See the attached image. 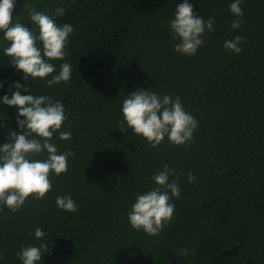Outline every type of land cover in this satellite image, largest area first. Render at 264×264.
<instances>
[{"label":"trees","instance_id":"16d2710c","mask_svg":"<svg viewBox=\"0 0 264 264\" xmlns=\"http://www.w3.org/2000/svg\"><path fill=\"white\" fill-rule=\"evenodd\" d=\"M182 2L15 0L13 23L34 35L30 10L74 31L68 55L48 61L56 71L25 80L5 55L10 42L0 31V146L21 132L17 119L24 118L2 102L20 83L28 89L21 95L63 104L60 131L71 139L57 132L51 142L58 154L75 155L66 173L50 174L43 199L30 196L16 212L0 205V264H22L21 248L42 243L49 250L37 264H264V0H242V17L229 10L235 0H188L205 22L214 18L215 29H206L191 56L175 51L179 41L169 28ZM236 36L243 37L239 54L224 47ZM36 46L43 48L38 39ZM63 63L71 65L70 80L48 86ZM136 90L179 97L198 124L192 140L177 146L166 136L153 148L131 129L121 132L123 101ZM164 165L175 169L169 182L180 195L169 201L172 220L151 236L134 229L128 214L138 195L157 187L153 177ZM63 196L75 201L76 212L57 207ZM36 228L43 238L36 239ZM184 248L194 254L184 256Z\"/></svg>","mask_w":264,"mask_h":264},{"label":"clouds","instance_id":"9594fccd","mask_svg":"<svg viewBox=\"0 0 264 264\" xmlns=\"http://www.w3.org/2000/svg\"><path fill=\"white\" fill-rule=\"evenodd\" d=\"M241 2L242 0H235L229 6L230 12L237 17L243 16ZM14 7L15 0H0V31L4 33L3 39L10 42L4 53L11 58L12 66L23 72L24 80L29 76L45 79L56 71L54 65L48 61L63 60L68 55L64 49L74 29L70 24L58 26L43 12L30 10V19L39 29V35L36 36L22 23H13ZM213 23L214 18L210 17L205 22L193 11V5L188 0H183L169 22L173 39L179 41L175 45V51L189 56L195 55L204 43L203 34L206 29L215 31ZM240 27V20L232 22L233 29ZM37 39L42 42V50L36 46ZM242 41L243 37L236 36L233 40L225 41L224 47L239 54L243 50L239 47ZM70 78L71 65L63 63L60 65L59 74L46 80V83L52 86L68 82ZM21 88L24 85L16 83L11 96L5 95L2 98L3 104L16 107L18 117L24 118L17 119L21 132L18 134L12 131V142L0 146V205L6 206L12 212L18 211L30 196L43 199L52 189L50 174L59 176L66 173L68 157L75 155L71 151L58 154L57 147L51 142L57 132L61 140L71 139V132L60 131L67 119L63 104L60 101L54 102L45 95H21ZM24 91L28 92V89L24 88ZM122 115L120 131L127 132L131 129L136 135L146 138L153 148L166 136L170 143L185 145L192 140L198 126L195 118L185 111L179 97H161L149 90H136L128 95L122 104ZM44 151L48 154L47 159H31V156ZM175 174V169L164 165L153 177L157 187L137 196L128 214L129 223L134 229H142L148 235L156 236L172 220L175 205L169 201L180 195L176 181L169 182L170 176ZM195 179L191 173L188 174L189 182ZM162 188L166 190L162 191ZM55 203L64 211H77L75 201L69 196L57 197ZM0 211H3L2 207ZM44 236L45 232L36 228V239ZM48 250L47 245L42 243L39 247L21 248L18 256L22 264H37ZM182 254H194V250L189 253L184 248ZM3 258L0 255V260Z\"/></svg>","mask_w":264,"mask_h":264}]
</instances>
